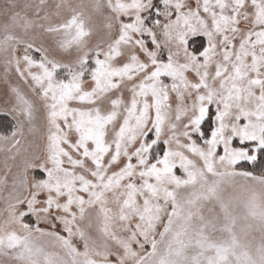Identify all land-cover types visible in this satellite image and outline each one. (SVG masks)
<instances>
[{
	"label": "snow or ice",
	"instance_id": "snow-or-ice-1",
	"mask_svg": "<svg viewBox=\"0 0 264 264\" xmlns=\"http://www.w3.org/2000/svg\"><path fill=\"white\" fill-rule=\"evenodd\" d=\"M0 264H264V0H0Z\"/></svg>",
	"mask_w": 264,
	"mask_h": 264
}]
</instances>
